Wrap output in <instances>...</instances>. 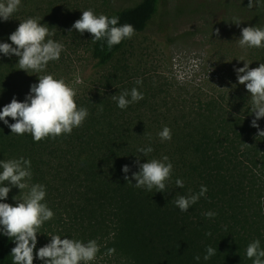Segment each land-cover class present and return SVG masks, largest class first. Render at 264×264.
<instances>
[{
	"label": "trees",
	"instance_id": "1",
	"mask_svg": "<svg viewBox=\"0 0 264 264\" xmlns=\"http://www.w3.org/2000/svg\"><path fill=\"white\" fill-rule=\"evenodd\" d=\"M105 1L83 19L71 0H0V264L33 248L12 200L21 186L48 206L70 264H264V0L240 47H221L222 89L131 96L111 73L74 103L25 106L65 34L103 68L162 3Z\"/></svg>",
	"mask_w": 264,
	"mask_h": 264
},
{
	"label": "rangeland",
	"instance_id": "2",
	"mask_svg": "<svg viewBox=\"0 0 264 264\" xmlns=\"http://www.w3.org/2000/svg\"><path fill=\"white\" fill-rule=\"evenodd\" d=\"M71 1L83 19L106 6L105 0ZM256 1L162 0L158 15L145 31L130 38L120 61L117 58L103 68L94 65L83 35L68 32L47 51L43 66L35 70L32 84L25 88L23 103L30 108L74 103L96 88L104 89L105 77L111 73L123 75L124 83L114 89L126 90L131 96L176 93L185 83L201 85L205 93L222 89L226 67L217 59L225 56L221 47L225 43V49L235 50L250 36V20L256 18L250 4ZM122 2L131 4L130 0ZM239 23L244 24V30ZM37 199L25 186L12 197L19 222L33 245L25 264H70L72 258L65 248L68 238L62 230L46 226L51 213L48 206L37 212ZM53 203L56 205L57 199Z\"/></svg>",
	"mask_w": 264,
	"mask_h": 264
}]
</instances>
